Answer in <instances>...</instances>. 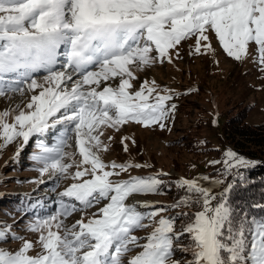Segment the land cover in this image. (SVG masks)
Masks as SVG:
<instances>
[{"label": "snow or ice", "instance_id": "1", "mask_svg": "<svg viewBox=\"0 0 264 264\" xmlns=\"http://www.w3.org/2000/svg\"><path fill=\"white\" fill-rule=\"evenodd\" d=\"M212 37L237 61L255 45L264 71V0H0V147L20 141L18 156L37 137L35 170L55 193L50 211L44 200L18 210L35 241L0 224V242H21L0 248V264H264V192L232 198L257 161L227 149L210 162L222 165L216 178L170 181L162 169L132 175L149 161L105 159L113 133L125 153L135 146L125 126L174 121V101L198 89L150 72L175 66L186 42L189 56H215ZM49 130L59 132L51 145L39 141ZM173 187L171 203L142 199Z\"/></svg>", "mask_w": 264, "mask_h": 264}, {"label": "rangeland", "instance_id": "2", "mask_svg": "<svg viewBox=\"0 0 264 264\" xmlns=\"http://www.w3.org/2000/svg\"><path fill=\"white\" fill-rule=\"evenodd\" d=\"M188 43L183 47V59L177 61L175 66H157L150 72V76L160 84L170 85L178 92L188 93L190 88L198 89L174 101L177 105L174 121H168L164 130L158 127L143 128L136 124L125 126L123 134L136 141L135 146L129 143L130 153L121 149V134L113 133L115 140L106 160L124 162L135 158L138 162L149 161L154 165L153 169L134 170L132 175H149L162 169L176 180L201 175L216 178L222 165L210 167V162L221 160L225 150H233L218 137L227 111L234 110L237 104L250 106L246 122L250 125L264 122V71L254 62L255 45L250 47L247 58L237 61L223 52L214 37L212 44L216 48L215 56H189ZM216 61H219L218 65ZM5 106V102L0 100V109ZM58 135V131L49 130L39 137V141L51 145ZM37 143V137L30 138L28 145L22 146L18 156L16 152L21 148L20 141L0 147V224L12 225L17 235L32 241L36 240V235L25 231L28 216L18 210L28 209L36 200H44L48 211L55 207L49 199L55 196V193L48 192L51 180L47 175L41 177L35 170L38 165L32 157L38 151ZM2 144L3 141H0V145ZM41 179L44 183H31ZM66 183L67 181L63 182L59 190ZM142 199L163 204L173 201L172 198L167 200L163 196ZM46 207L41 211L46 212ZM28 215H31V211ZM136 234L147 235L145 232ZM20 244L19 241L0 242V248L15 251ZM36 251H39V245H36Z\"/></svg>", "mask_w": 264, "mask_h": 264}, {"label": "trees", "instance_id": "3", "mask_svg": "<svg viewBox=\"0 0 264 264\" xmlns=\"http://www.w3.org/2000/svg\"><path fill=\"white\" fill-rule=\"evenodd\" d=\"M250 111V106L241 104L235 105L234 110H228L218 135L233 151L246 159L257 161L255 167L241 169L246 184L239 186L232 197L238 204L252 199L259 200L261 192H264V122L248 124L246 119ZM168 179L176 180L170 177ZM177 195V190L173 187L170 194L163 197L168 200L176 198Z\"/></svg>", "mask_w": 264, "mask_h": 264}]
</instances>
